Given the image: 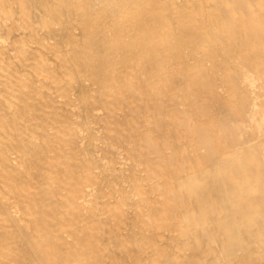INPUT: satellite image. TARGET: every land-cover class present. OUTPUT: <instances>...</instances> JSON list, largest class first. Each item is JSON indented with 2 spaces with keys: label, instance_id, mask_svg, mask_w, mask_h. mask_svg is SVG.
Here are the masks:
<instances>
[{
  "label": "bare ground",
  "instance_id": "6f19581e",
  "mask_svg": "<svg viewBox=\"0 0 264 264\" xmlns=\"http://www.w3.org/2000/svg\"><path fill=\"white\" fill-rule=\"evenodd\" d=\"M0 264H264V0H0Z\"/></svg>",
  "mask_w": 264,
  "mask_h": 264
}]
</instances>
